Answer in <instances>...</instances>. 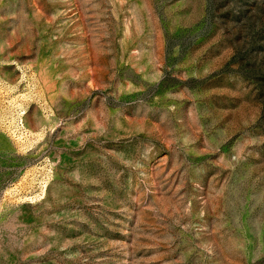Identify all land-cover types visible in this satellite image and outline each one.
I'll return each mask as SVG.
<instances>
[{
    "label": "rangeland",
    "instance_id": "374dc122",
    "mask_svg": "<svg viewBox=\"0 0 264 264\" xmlns=\"http://www.w3.org/2000/svg\"><path fill=\"white\" fill-rule=\"evenodd\" d=\"M0 264H264V0H0Z\"/></svg>",
    "mask_w": 264,
    "mask_h": 264
}]
</instances>
